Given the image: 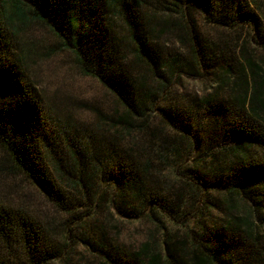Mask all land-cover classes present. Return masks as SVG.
Returning <instances> with one entry per match:
<instances>
[{"label":"trees","instance_id":"obj_1","mask_svg":"<svg viewBox=\"0 0 264 264\" xmlns=\"http://www.w3.org/2000/svg\"><path fill=\"white\" fill-rule=\"evenodd\" d=\"M143 1L0 0V170L21 175L46 199L69 214L73 226L68 228V241L80 240L95 249L103 264H145L142 260L145 255L148 256L146 264H264L261 244L264 240L261 233L264 227V75L262 65L252 60L239 63V76L234 81L232 65L221 66L223 76L217 75L221 84L216 90L230 82L233 93L228 99L216 104V92L212 99L199 102L201 109L207 107V112L197 119V125L206 120L210 128L206 150L194 160L203 174L188 166L198 146L195 135L167 112L160 116L179 136L163 141L156 151L175 167V174L182 181L173 199L151 190L145 177L141 178V173L146 174L145 169L149 167L148 161L137 168L136 174L120 169L117 179L109 181L115 187L109 201L113 213L121 215L116 198L123 196L124 191L130 193L140 204L135 216H146L163 233V250L150 255L147 245L140 253L123 255L118 250H104V239L99 240L98 250L88 240L71 234L73 228L84 224L88 214L99 208L103 185L98 189L96 180L115 171L114 162L120 155L114 143L100 144L99 158L93 156L98 165H94L91 176L86 175L83 153L77 145L71 146L74 171L70 172L62 163L55 143L56 132L50 128L53 118L43 109L41 97L25 73L27 59L15 44L18 29L14 27V19L18 17L22 23L35 21L50 30L59 42L57 49L71 53L80 72L97 80L123 109L121 113L116 112V118L103 117L102 122L121 126L125 132H130L136 122L145 123L150 118L171 82H177L181 74H201L205 60L212 59L211 49L198 43L188 15L190 9L200 8L206 21L222 27L247 25L255 31L263 27L252 9V2L256 4L257 0H166V8L182 20L179 26L185 29L192 61L174 56L159 63L146 47V40L148 35L170 32V22L158 30L155 12L138 14ZM152 21L155 23L150 27ZM117 27L125 33L116 34ZM251 40L264 46V39L252 37ZM125 41L132 47L135 60L149 66L146 74L133 79L117 75L118 61L127 59L123 50ZM162 68L172 74L170 81L160 76ZM149 73L159 79H155L154 89L148 87ZM77 137L68 135L72 141ZM259 151L262 157L256 161L255 154ZM47 159L67 179L80 200L68 196L57 183ZM210 188L217 191L225 188L219 203L226 217L214 231L195 232L193 227L203 210L213 204L206 195ZM82 199L88 204L82 205ZM158 214L173 225L185 227L186 235L179 237L176 232L168 235ZM67 244L62 248L52 246L47 242L44 227L34 217L23 209L0 202V264H53L66 257Z\"/></svg>","mask_w":264,"mask_h":264},{"label":"rangeland","instance_id":"obj_2","mask_svg":"<svg viewBox=\"0 0 264 264\" xmlns=\"http://www.w3.org/2000/svg\"><path fill=\"white\" fill-rule=\"evenodd\" d=\"M165 1L144 0L137 11L141 16L144 13L152 15L155 12L159 22L158 30L170 22L168 27L170 32L161 31L160 35H148L146 47L154 53L159 63L174 56L191 62L190 44L185 39L184 27L179 26L182 20L166 8ZM252 5V9L260 19V24L263 25L257 31L247 25L230 28L210 23L204 19L203 10L200 8H192L188 11L198 43L211 49L212 59L209 57L205 60L206 66L201 74L189 76L181 74L177 82H171L155 105L154 113L150 118L145 123L136 122L130 132H125L123 127L118 125L109 126V121L107 124L102 122L103 117L116 118V112L121 113L123 109L97 80L80 72L71 53L57 49L59 42L47 27L35 21L22 23L23 21L18 17L14 19V27L18 29L14 41L18 46V52H23L27 59L25 73L30 83L37 89L43 109L53 118L50 128L56 132L55 143L62 163L70 172L74 171V166L71 165L73 161L71 146L77 145V149L83 153L82 161L85 164L86 175L91 176L94 165H98L93 156L99 158L100 144L114 143L120 155L119 160L114 162L115 171L96 180L98 189L99 185H103L99 208L86 216L82 226L73 228L72 235L88 240L98 250L99 240L104 239V250H118L123 255L140 253L147 245L150 246V255L160 252L163 248V233L146 216H135L134 213L140 209V204L132 199L130 193L124 191L123 196L116 198L121 215L113 213L109 201L113 198L115 187L109 181L113 182L117 179L120 169L130 170L136 174L137 168H142L148 161L149 167L145 169L146 174L141 173V178L145 177L151 190L162 193L169 200L173 199L175 192L181 188L182 181L176 176L175 167L160 158L156 151L157 146L163 141L179 136L161 118L160 115L167 112L182 125L191 129L195 135L198 146L188 166L196 173L203 174V169L196 166L194 160L206 150L210 141V128L206 120H203L201 126L197 125V119L207 112V107L201 109L199 102L215 96L216 89L221 84L217 75L223 76L221 66L229 64L235 69L232 81L239 76V63L246 64L248 60L262 65L264 75V46L251 40L252 37L264 39V0H257L256 4L252 2ZM154 23L155 21H152L150 27ZM115 33L121 36L125 32L117 27ZM123 50L127 59L118 61L117 75H126L133 79L149 71V66L145 62L135 60L128 41H125ZM159 74L164 75L169 81L172 78V74L167 69H160ZM177 74L174 75L175 78ZM149 75L148 87L154 89L156 80L159 79L151 73ZM231 85L229 82L227 86L219 88L216 104L224 102L232 95ZM243 124L246 125V122L243 121ZM68 135L78 137L76 141H72ZM261 153L259 151V154L258 152L255 154L256 161L262 157ZM47 164L57 183L68 192V196L80 200V196L71 188L67 179L58 173L50 159H47ZM224 194L225 188L219 191L210 188L206 191L209 202L213 204L203 210L198 224L193 227L195 232L214 231L221 224L226 212L219 200ZM0 202L23 209L34 217L44 227L47 242L52 246L62 248L68 243L66 257L53 264H103L99 252L95 249L80 240L68 241V228L73 226L72 217L46 199L21 175L0 170ZM80 203L88 204L83 199ZM158 217L166 226L168 235L175 232L179 237L186 235L185 227L179 224L173 225L161 214H158ZM261 233L264 235V227ZM261 244L264 245V240ZM147 257L145 255L142 258L145 264L148 261Z\"/></svg>","mask_w":264,"mask_h":264}]
</instances>
